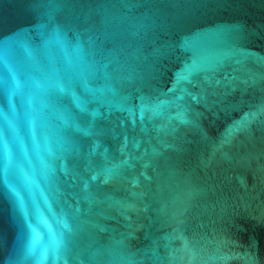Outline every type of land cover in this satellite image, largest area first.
Listing matches in <instances>:
<instances>
[{
    "label": "water",
    "instance_id": "1",
    "mask_svg": "<svg viewBox=\"0 0 264 264\" xmlns=\"http://www.w3.org/2000/svg\"><path fill=\"white\" fill-rule=\"evenodd\" d=\"M0 264H264V0H0Z\"/></svg>",
    "mask_w": 264,
    "mask_h": 264
},
{
    "label": "snow or ice",
    "instance_id": "2",
    "mask_svg": "<svg viewBox=\"0 0 264 264\" xmlns=\"http://www.w3.org/2000/svg\"><path fill=\"white\" fill-rule=\"evenodd\" d=\"M181 119H183V118H181ZM73 127H75L77 131H84L85 134H87V131L83 130V129H80L78 125H73ZM112 172H113L112 169H106L105 170V180H107L110 177ZM92 179H96V177L93 176ZM85 191L87 193V182H85ZM61 223L63 224L65 229H68L69 231H71V226L66 220H61Z\"/></svg>",
    "mask_w": 264,
    "mask_h": 264
}]
</instances>
